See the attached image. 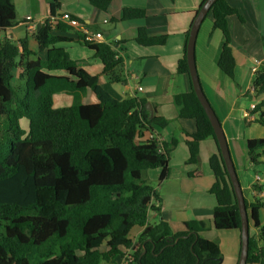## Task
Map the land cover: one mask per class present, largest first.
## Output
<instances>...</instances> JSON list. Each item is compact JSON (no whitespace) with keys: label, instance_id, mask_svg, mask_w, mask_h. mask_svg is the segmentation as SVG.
Wrapping results in <instances>:
<instances>
[{"label":"trees","instance_id":"16d2710c","mask_svg":"<svg viewBox=\"0 0 264 264\" xmlns=\"http://www.w3.org/2000/svg\"><path fill=\"white\" fill-rule=\"evenodd\" d=\"M86 1L103 12L112 2ZM59 9L58 0H49L48 16L33 34L38 53H45L43 59L28 49L26 38L0 36V264H114L123 256L131 258L127 264H220L218 244L200 236L201 222H185L180 233H173L162 220L148 222L149 212L159 211V206L150 204L158 197L142 174L158 169L157 182L164 181L176 143L160 150L154 138L140 142L138 137L168 121L156 115L149 118L143 98H114L98 77L69 58L58 46L64 40L54 32L71 27L48 23ZM208 13L214 29L223 35L217 66L223 76L232 78L235 62L227 18L236 11L225 0H216ZM144 17L143 9L124 8L120 21ZM194 18L176 66V73L187 78L188 91L174 95L172 103L179 119L195 122V132L185 141L187 165L198 164L201 141L210 138L216 145V154L208 160L215 178L209 190L216 202L214 229L240 231L237 203L213 129L189 79L185 50ZM14 25L13 0H0V32ZM165 40L149 37L144 28H138L135 37L139 46H161ZM80 41L101 62L108 83H126L122 62L108 44H89L81 35ZM251 87L264 94V61L253 74ZM87 90L95 103L82 102ZM58 93L71 96V105L54 107L53 96ZM250 115L262 122L264 100ZM22 119L28 122L27 131L20 128ZM262 148L264 139L247 142L250 162L256 165V150ZM263 205L264 199L249 206L245 201L256 230L253 235L249 231L246 264H264V222L257 216ZM135 227L142 231L132 240Z\"/></svg>","mask_w":264,"mask_h":264},{"label":"crops","instance_id":"0c3cea01","mask_svg":"<svg viewBox=\"0 0 264 264\" xmlns=\"http://www.w3.org/2000/svg\"><path fill=\"white\" fill-rule=\"evenodd\" d=\"M58 1V15L74 18L81 23L83 30L102 33L103 42L116 52L122 62L126 83L106 81L101 62L94 58L92 51L79 44L82 29L71 27L54 32L64 40L58 46L65 49L69 58L80 62L89 75L98 77L99 84L114 98H143L150 104L153 115L168 121L165 127L153 126L151 132L144 130L138 137L140 142L154 138L161 148L176 143L170 153L167 178L161 183L157 182V186H151L158 197L155 205L159 206V211H150L148 222L152 224L162 220L173 233L184 231L185 222H201L204 229L200 236L218 244L222 256L220 264H237L240 232L216 230L213 227L216 202L209 190L215 178L208 160L216 154V145L210 138L201 141L198 164L187 165L185 141L187 135L195 132V122L179 119L172 103L174 95L188 91L187 78L176 73V66L183 55L185 33L203 0H112L106 12L92 7L86 0ZM225 1L236 11L227 18L235 62L233 77L223 76L217 66L223 35L214 29L209 13L196 34L194 60L203 93L221 124L244 200L249 206L256 200L261 202L264 199V148L256 150L259 155L256 165L248 159L247 151L249 140L264 139V116L260 123L256 116L250 115V110L264 100V94H256L251 89L254 61L260 64L264 61V0ZM13 4L16 25L3 31L0 36L6 35L14 41L26 38L28 49L43 59L45 53H38L33 34L48 16L49 0H13ZM18 5L25 6L21 14L17 12ZM34 5L39 7V11L32 8ZM124 8L143 9L145 17L120 21ZM138 28H144L152 38L166 37L165 43L161 46H139L135 42ZM95 101L94 94L87 90L82 102L93 104ZM71 103L72 97L64 93L53 96V106L56 108L67 107ZM196 171L199 174L189 176ZM149 173L157 181L159 170ZM256 176L260 178L259 182H255ZM247 212L250 213V208ZM257 216L259 221L264 222V205L257 210ZM141 231L142 228L135 227L130 238L134 240ZM249 231L252 235L256 234L251 220ZM121 263L122 259L117 258L114 264Z\"/></svg>","mask_w":264,"mask_h":264},{"label":"water","instance_id":"95a60500","mask_svg":"<svg viewBox=\"0 0 264 264\" xmlns=\"http://www.w3.org/2000/svg\"><path fill=\"white\" fill-rule=\"evenodd\" d=\"M216 0H206L200 10L198 11L197 15L195 16L193 23L191 25L187 44H186V63L188 68V74L189 79L191 83V88L193 92L195 93V96L197 100L199 101L200 105L202 106L210 124L213 129V133L217 142V146L219 149V153L221 155L224 168L227 172L233 194L235 196V200L237 203L239 215H240V252L237 264H246L247 259V251H248V241H249V222L250 217L248 215L247 209L245 207V201L242 194L241 186L233 165V161L230 156L229 148L227 145V141L225 138V135L223 133V130L221 128V124L213 111L212 107L210 106L207 98L205 97L201 84L199 82V78L196 71V65L194 60V44H195V38L196 34L198 32L199 26L204 19V17L207 15L211 5ZM3 32H0V35ZM146 110L149 112V118L153 117V111L149 103H146L145 105Z\"/></svg>","mask_w":264,"mask_h":264},{"label":"built area","instance_id":"2783aa9c","mask_svg":"<svg viewBox=\"0 0 264 264\" xmlns=\"http://www.w3.org/2000/svg\"><path fill=\"white\" fill-rule=\"evenodd\" d=\"M44 22V21H43ZM42 22V23H43ZM48 23L54 27L59 23H64L66 25H68L69 27L72 28H78V29H82L83 26H81V23H79L77 20H75L74 18L68 17L64 14H56L55 16H51L48 18ZM82 36H83V42H87L89 44H94V43H102L103 42V35L100 32L97 33H91L87 30H83L82 29ZM254 66L252 68L253 74L256 72V70L258 69L260 63L257 62L256 60L254 61ZM252 89V88H251ZM252 92H255L254 89H252ZM161 150V147H160ZM260 178L258 176L255 177V182H259ZM264 196V193H263ZM150 204H157V202H154L153 200L151 201ZM158 206V205H156ZM128 255V254H127ZM131 258L129 256H127L126 258H124V261H122V264H127L129 262Z\"/></svg>","mask_w":264,"mask_h":264},{"label":"rangeland","instance_id":"374dc122","mask_svg":"<svg viewBox=\"0 0 264 264\" xmlns=\"http://www.w3.org/2000/svg\"><path fill=\"white\" fill-rule=\"evenodd\" d=\"M34 4V3H33ZM36 12L37 11H39V7L37 6V5H34L33 7H32ZM23 9H25V6H23V5H18L17 6V12H18V14H21L22 12H23ZM19 82H23V81H19ZM18 82V83H19ZM111 85H114V84H111ZM19 124H20V128L21 129H23V130H25V131H27V129H28V122H27V120H25V119H22V120H20L19 121ZM155 170V169H154ZM153 170H150V171H146V172H144L143 174H142V179L144 180V181H146L150 186H152V187H154V186H157V181H154V178L152 179L151 178V176H152V173H149V174H147V172H152ZM148 177H150V178H148ZM125 255H127V253L125 254ZM124 257V256H123ZM121 258L122 259V261H124V258ZM122 264V263H121Z\"/></svg>","mask_w":264,"mask_h":264},{"label":"clouds","instance_id":"9594fccd","mask_svg":"<svg viewBox=\"0 0 264 264\" xmlns=\"http://www.w3.org/2000/svg\"><path fill=\"white\" fill-rule=\"evenodd\" d=\"M252 88V87H251ZM255 93V92H254Z\"/></svg>","mask_w":264,"mask_h":264}]
</instances>
